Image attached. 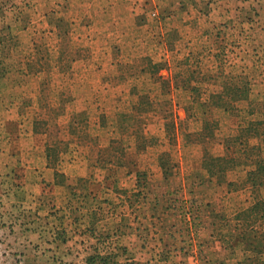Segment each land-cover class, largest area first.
Listing matches in <instances>:
<instances>
[{
  "label": "rangeland",
  "instance_id": "rangeland-1",
  "mask_svg": "<svg viewBox=\"0 0 264 264\" xmlns=\"http://www.w3.org/2000/svg\"><path fill=\"white\" fill-rule=\"evenodd\" d=\"M245 1L233 2L230 15L213 16L211 27L203 18V33L194 31L199 25L192 15L184 19L182 11L177 14L183 8L196 11L194 1L145 2L140 5L146 9L141 40L126 39L129 32L138 36L128 28L122 41L114 34L102 36L110 39V53H117L113 58L123 55L129 61L96 69L88 65L86 72L117 71L138 78L121 80L124 89L118 90L110 81L100 83L101 97L90 98L104 105L100 129L92 130L93 123L89 128V118L74 120L84 132L80 140L84 151L89 134H98L99 146L93 151L100 147V167L107 171L93 170L86 181L59 176L54 182L46 170L34 168L40 165L38 156L45 154V146L55 159L53 165L66 153L78 151L69 145L72 140L63 139L69 136L67 128H54L65 113L57 105L60 97L53 80L56 74L74 72L67 63L59 67L57 57L67 55L71 60L87 51L84 40L75 52L78 41L70 34L74 24L90 23V16L81 15L84 9L103 8L113 15L121 3L0 0V264H88L93 255L108 257L107 264H152L155 259L159 264H215L226 257L212 254L217 250L214 237L243 249L245 255L238 262L236 258V264H264V249L257 244L262 220L246 219L252 205L264 197V0ZM209 8L203 1L198 10ZM87 41L95 46V39ZM158 65L168 69L159 71ZM216 92L244 96L212 98ZM230 100L235 104L226 112L225 102ZM246 108L254 110L251 119ZM207 156L232 161L229 167L224 162L226 172L215 174L204 166ZM113 160L115 166L110 165ZM259 165L262 170L255 173L258 183L253 186L249 172ZM86 186L93 189L91 199L88 194L83 198ZM119 186L128 187L122 188L125 197H120L125 202L115 199ZM104 203L109 204L106 210ZM107 209L121 213L126 227L136 222L141 235L135 242L126 233L117 238L119 217H102L100 210ZM154 217L178 220L168 230H163L165 225L158 228L171 241L162 243L157 258L148 254L158 244L146 236L152 234L147 230L153 229ZM253 227L258 234L252 233ZM194 237L200 251L193 255L198 256L172 257L184 250L191 254Z\"/></svg>",
  "mask_w": 264,
  "mask_h": 264
},
{
  "label": "crops",
  "instance_id": "crops-1",
  "mask_svg": "<svg viewBox=\"0 0 264 264\" xmlns=\"http://www.w3.org/2000/svg\"><path fill=\"white\" fill-rule=\"evenodd\" d=\"M84 1V5L87 6L85 4V2L87 1H93L94 0H83ZM114 1H116V3H121L119 7L120 11H116V13H114L113 15L110 14L108 12L107 9H103L102 10H92L91 6L89 8L84 9L81 12V15L84 16V18L86 17H91L90 19V23L88 25H83V26H78V24H74V28H72L70 30V34H74V39H76L78 42H75L74 44V51L77 52L79 48H81L80 45H82V42H84V40H86L85 44L89 45L86 49L87 51L84 52V54H81V56H70L71 60H68V56H59L57 57V61L56 64H58L59 67H61V64L66 66V63L69 64V66L72 65L71 67V74L66 73V75L63 73L60 74H56L55 78L53 81L57 82V86H54L55 88L53 89L54 92L57 93V95L60 97V102L57 104L58 107H61V110L63 113H65L64 116H60L59 120L61 121V119L63 122L58 123V126H55L54 128L58 129L60 127V129L63 128H67L68 129V133L69 136L64 137L63 139L65 140H72L73 142L69 143V145H73L74 147H76V150L73 152L72 154H68L66 153L65 156H62L60 158H58L57 162L53 165L52 162H55V159H53L51 157V155L49 153L46 152V148L48 145L45 146L44 150H45V154H40L38 156V161L40 162V165H34V168H37L39 171L42 170H46V172L52 176V181L56 182V173H59V175H64V177H75L79 180L81 177H84V181H86V179H92V174H93V170H98L101 171L102 173H104L105 171H107V169H103L102 167H100L101 161H102V156L100 155V151L98 148V152L93 151L95 149V147L99 146V138L98 134H89V138L90 141H88L86 143V147H85V151H84V146L82 145V147H80V144H82V142L80 141L83 137V131H79L78 128L76 127L75 124V119H79V117L85 118L90 120L91 125H88V127L90 128L93 126L94 128L92 130L96 131L98 129H100L101 127V115L104 114L105 110H103V103L101 100H99L98 102L96 100H90V98L92 96H96V97H101V93L103 91V87L101 88L100 83L103 82L104 80L107 82H112V84H115V88H113V90H118L121 89L123 87V84H120L123 80H131L134 78H138V76H135L133 74H131V76H125L124 73L121 74V72H117L115 71V73H113V75H109L106 74L105 72L100 73V72H89L87 73V66L91 65V66H95L93 69H96L97 67L99 68L100 66L103 65H123V63H128V58L127 56H125L124 59H122V57H124L123 55H119L118 58H113L114 56L117 55V53H114V56H112L113 54L110 53L112 47L110 44L109 47V42L110 39H101L102 36H104L105 34H108V36L114 34L115 37H120V39H118V41H122V39L124 37H126V35H128V32H126L125 30L128 29H132L133 32H135V34H138L137 37H133L130 36L131 32H129V36L126 38L129 40L131 39L132 41H139L141 40V36L143 35V32L145 31L144 27L146 24V14H143L146 9H142L140 8V5H144L145 2H149L150 1H155V0H106V5H108L107 3H113ZM159 2H165V0H156ZM183 2L186 1H194L196 8V11H192V9L190 8H183V9H179L177 11V14L182 11V17L184 19H186V14L188 15L189 19H192V17H194V20H196L198 22L194 31H199L200 33H203L205 30L202 29L201 25H200V21L203 20V18L206 17V21H209L210 24H207L208 27H211V22L210 19H213V16H221L224 17L226 15V13L228 15L231 14V10L228 7L230 5H232L233 2H237L238 4H244L247 1L245 0H181ZM205 1L206 4L209 5V10L208 11H202L201 9L198 10L199 5L201 4V2ZM213 1V2H212ZM243 1V3H242ZM101 2H105V0H101ZM220 3V4H219ZM223 3V4H222ZM129 4V5H128ZM213 4L216 5L215 8H211V6H213ZM89 5V4H88ZM119 5V4H117ZM217 8V9H216ZM94 9V8H93ZM218 10V11H217ZM101 12V14H99L98 12ZM107 12V13H106ZM230 12V14H229ZM176 13V12H175ZM78 15V13H77ZM176 15V14H173ZM172 15V16H173ZM192 15V17H191ZM240 15V14H238ZM101 17H106L104 19L100 18ZM108 16V17H107ZM140 16V17H139ZM144 16V17H143ZM139 17V18H138ZM113 19L112 21L110 19ZM145 19V21L143 20ZM123 20H126L127 22L130 23V27L126 26V24L124 23ZM117 21L116 24H114L113 22ZM217 26H215L216 28ZM222 27H226V26H222ZM56 30V29H55ZM208 31V30H207ZM124 33V34H123ZM96 34V35H95ZM88 37L89 39H95L96 43L95 46H93V42H88ZM125 39V40H126ZM109 40V42H108ZM71 44H73V42H71ZM70 44V48L72 47ZM115 47V46H114ZM119 48H121V45L118 46ZM86 48V47H85ZM96 48V50H95ZM118 48V49H119ZM58 49H60V44L58 46ZM67 49V48H66ZM94 49V50H92ZM116 49V48H115ZM80 50V49H79ZM152 50V48H151ZM66 51V50H65ZM122 51V48H121ZM60 52V51H59ZM164 55V61H162L163 63H165V60L167 58V53L163 54ZM122 59V60H119ZM109 59V60H108ZM215 58L213 57V60ZM110 61V63L108 62ZM120 63H119V62ZM131 61V60H130ZM135 61V60H134ZM170 63V60H168ZM167 62V61H166ZM119 63V64H118ZM132 63V61L130 62ZM169 65V64H168ZM168 65H165L164 69H168ZM80 66V69L77 67ZM84 66V69L81 67ZM77 67V68H76ZM163 68L161 69V71L164 70ZM79 71V72H78ZM173 74V73H171ZM133 75V76H132ZM37 77V76H36ZM122 80V81H121ZM104 86H109L108 84H105ZM45 87V85H44ZM108 91V90H106ZM227 92H216L211 93L212 95L210 96H215V97H221V96H228V97H232L234 95L237 96H241L243 97V94H238L233 93V94H225ZM223 94V95H222ZM41 95V94H39ZM52 95H53V91H52ZM248 97V95L246 96ZM235 104V103H233ZM72 106V108H71ZM57 107V108H58ZM58 108V109H59ZM228 108V106H226V109L224 111L228 112L230 111ZM250 108H246L244 111L248 114L254 113V110H249ZM76 113V114H75ZM95 113H99L98 117L93 116ZM76 115V116H75ZM251 116L249 115V119H251ZM76 117V118H75ZM94 121V122H93ZM177 125V123H176ZM39 130V129H38ZM40 132V131H39ZM43 133V132H42ZM44 136H46V133H43ZM94 139V140H93ZM81 142V143H80ZM179 144H181V139H179ZM50 146V145H49ZM62 154V153H61ZM116 162L115 160L112 161V163H110V165L115 166ZM106 167V166H105ZM58 176V175H57ZM105 176V175H104ZM58 178V177H57ZM88 187V188H87ZM120 188H116V191L114 196L116 201L118 200V202L123 201L125 202L126 200H120V197H125L124 191H122V186H119ZM128 187H125L123 189H126ZM173 188V186H172ZM84 189H88V191H86V193L84 194L83 198L86 197L91 199V189L90 186H86ZM113 188H108L107 191L112 192ZM118 189H120L118 191ZM152 190H154V188H151ZM135 190V189H134ZM182 192V191H181ZM227 193V192H226ZM109 195V194H107ZM108 203H104V210H106V207L108 206ZM115 205V204H114ZM152 205L155 206V203H152ZM122 206H127V205H122ZM160 205L157 206V209H160ZM134 205L131 202V208L132 210H134ZM115 212L111 211V209H107V211H103L100 210V215H102V217H106L107 219L110 216H114V217H119L118 220V230H117V238H124V233H126V238H130V241H136L139 236L141 234H139L138 231V226H136V222H129L128 224L130 225V227H126L123 221V215L118 216L119 214L117 213L116 210H114ZM135 219V217H134ZM153 220L155 221L154 223H151L152 228H149L147 230L151 231L152 234L148 233V235L146 234V236L148 237L147 240H152L153 242H156V244H158V247H156L150 254L151 257H158L159 255H162V250L163 247H161L162 243H169L171 240H168V235L167 233L163 234V232H158V228L162 227V225H165L163 230H168L169 228L172 227V224H176L177 225V221L176 218H171L169 220L167 219H157V218H153ZM209 224V223H208ZM203 226V224H202ZM129 228V230H128ZM175 229H172V232L174 234L175 233ZM125 230V232H124ZM162 230V231H163ZM208 230V229H207ZM157 232V233H155ZM207 232L205 233L206 236ZM151 235V236H150ZM208 235V234H207ZM154 237V238H153ZM176 237V238H175ZM178 234H176L174 236V240H172L174 243H176L178 241ZM215 242L217 245V250L215 252H213L212 254L215 256H220V255H225L226 258L224 259H220L218 262L216 261L215 264H236V258H237V262L240 261L242 259V255H245L244 251H242V248H232L229 244V242L225 241V243H220V241L215 238ZM122 240V239H121ZM169 241V242H168ZM132 243V242H131ZM196 238H193V244L192 246L194 247V249L190 250L191 254H186L187 250H184L182 253H175L174 255H172V257H175L176 255H186L189 256L191 258V256H198V255H193L194 253H196V250H199V247L196 244ZM200 247L201 244H199ZM225 245V246H224ZM172 246V245H171ZM192 247V248H193ZM196 247V248H195ZM243 247V245H242ZM148 251L151 248H147ZM175 249V248H174ZM242 252V254H241ZM198 253V251H197ZM144 253H141V255H143ZM179 257V256H176ZM232 257L234 258V261L232 259ZM232 260V262H231ZM153 263L152 264H159V260L155 259L154 261L151 260Z\"/></svg>",
  "mask_w": 264,
  "mask_h": 264
},
{
  "label": "trees",
  "instance_id": "trees-1",
  "mask_svg": "<svg viewBox=\"0 0 264 264\" xmlns=\"http://www.w3.org/2000/svg\"><path fill=\"white\" fill-rule=\"evenodd\" d=\"M145 69H144V71H146ZM160 69H162V67L158 65V70L160 71ZM213 97H215V96H213ZM239 97H241V96L234 95V96L229 97V98H231L233 100H236ZM146 98L149 99L150 96L146 95ZM216 98H222V97L219 96V97H216ZM233 100H230L228 103L225 102V104L228 105L229 107L230 106L234 107ZM153 101H154V99H152V102ZM211 101H212V103L214 102L213 100H211ZM249 115L251 116V113ZM254 125H255V123H252V124L250 123L251 129L255 127ZM239 139L241 140L242 138L239 137ZM228 148H230V147L228 146ZM231 161H232L231 158H228V157L207 156V157L204 158V166L207 167L210 172H212V173L215 172V174H216V173H220V172H226L227 171V167H229V164H230ZM224 162L228 163L226 165L227 167L224 166ZM166 164L167 163H165V161L162 162V169L164 171H166V166H167ZM261 170H262L261 165H259L254 170L249 172V175H250V179L249 180L252 181V185L253 186L257 185V183H258L257 182V177H255L256 176L255 173H257V172H259ZM164 175L167 178V174L164 173ZM59 176L60 177L61 176L64 177V175H59V173H56V177H59ZM58 183H64V181L58 179ZM229 185H233V183L230 182ZM246 214H247V217H248V218L246 217V219H248L250 221L252 220V222L257 220L258 218H260L262 220V238H261V240L260 239L258 240L257 244H259V246L262 245V249H264V197L259 199L257 202H255ZM251 231H252V233H255V234H258V232H259V230H257L256 227H253ZM254 238H256V236H254ZM108 259L109 258L106 257V256L104 257V256H100V255H93V256H90L89 258H87V263L88 264H97L98 263L97 260H99L100 262H102L101 264H107L108 261H109Z\"/></svg>",
  "mask_w": 264,
  "mask_h": 264
}]
</instances>
